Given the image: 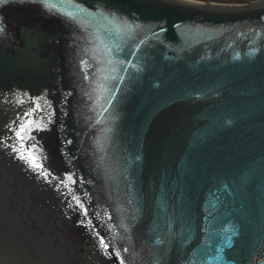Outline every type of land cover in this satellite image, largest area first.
I'll use <instances>...</instances> for the list:
<instances>
[{
  "label": "water",
  "instance_id": "obj_1",
  "mask_svg": "<svg viewBox=\"0 0 264 264\" xmlns=\"http://www.w3.org/2000/svg\"><path fill=\"white\" fill-rule=\"evenodd\" d=\"M0 27V264H264V1L2 0Z\"/></svg>",
  "mask_w": 264,
  "mask_h": 264
},
{
  "label": "bare ground",
  "instance_id": "obj_2",
  "mask_svg": "<svg viewBox=\"0 0 264 264\" xmlns=\"http://www.w3.org/2000/svg\"><path fill=\"white\" fill-rule=\"evenodd\" d=\"M181 1L191 3L194 5H198V6H207V7H216V8H243L245 6H253V5L260 3L264 0L256 1L253 3L247 4V5L246 4L245 5H227V4H218V3H214V2H208L207 3V2H202L199 0H181Z\"/></svg>",
  "mask_w": 264,
  "mask_h": 264
},
{
  "label": "rangeland",
  "instance_id": "obj_3",
  "mask_svg": "<svg viewBox=\"0 0 264 264\" xmlns=\"http://www.w3.org/2000/svg\"><path fill=\"white\" fill-rule=\"evenodd\" d=\"M202 2H214L218 4H227V5H247L256 1H261V0H199Z\"/></svg>",
  "mask_w": 264,
  "mask_h": 264
},
{
  "label": "snow or ice",
  "instance_id": "obj_4",
  "mask_svg": "<svg viewBox=\"0 0 264 264\" xmlns=\"http://www.w3.org/2000/svg\"><path fill=\"white\" fill-rule=\"evenodd\" d=\"M0 2H2V0H0ZM3 31V28L2 27H0V32H2ZM21 131H23V128H21ZM18 135H19V133H18ZM105 247L107 248L108 247V245L107 244H105Z\"/></svg>",
  "mask_w": 264,
  "mask_h": 264
},
{
  "label": "flooded vegetation",
  "instance_id": "obj_5",
  "mask_svg": "<svg viewBox=\"0 0 264 264\" xmlns=\"http://www.w3.org/2000/svg\"><path fill=\"white\" fill-rule=\"evenodd\" d=\"M14 143H15V142H14L13 139H11L10 142H7V144H9V145H14Z\"/></svg>",
  "mask_w": 264,
  "mask_h": 264
}]
</instances>
